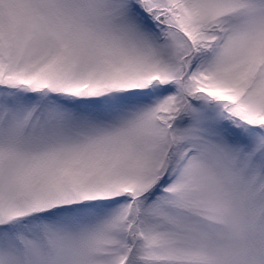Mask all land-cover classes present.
Segmentation results:
<instances>
[{"label": "snow or ice", "instance_id": "1", "mask_svg": "<svg viewBox=\"0 0 264 264\" xmlns=\"http://www.w3.org/2000/svg\"><path fill=\"white\" fill-rule=\"evenodd\" d=\"M0 264H264V0H0Z\"/></svg>", "mask_w": 264, "mask_h": 264}]
</instances>
